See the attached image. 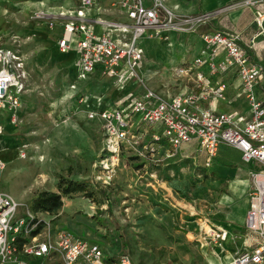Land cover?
<instances>
[{"label":"rangeland","instance_id":"rangeland-1","mask_svg":"<svg viewBox=\"0 0 264 264\" xmlns=\"http://www.w3.org/2000/svg\"><path fill=\"white\" fill-rule=\"evenodd\" d=\"M50 3L61 4V11L80 7L79 3L76 8L55 0ZM38 10L42 9L35 0H0V32H11L9 45L24 55L28 74L18 122L11 124L6 119V131L0 136V158L6 163L0 174V189L20 204L16 218L25 216L28 210L37 213L47 222L40 225L41 232L49 230L53 236L69 230L85 238L91 232L105 243L108 253L117 254L126 244L128 250L122 254H129L135 264H206L205 253L214 247L203 239L204 229L210 232V228H202L197 221L210 213L215 197L211 181L205 179H216L212 165L205 166L206 154L184 152L185 156L178 159H162L167 149L163 140L155 155L142 145L136 152L137 147L124 149L112 175L103 172L99 165L105 144L103 123L90 119L88 113L122 104L130 96L141 94L144 86L133 79L120 90L116 80L103 73H93L84 82L79 80L75 51L64 53L58 47L69 17H59L50 29V19L39 22L35 17ZM46 10L59 12L55 8ZM172 31L143 38V72L149 78L146 86L164 96L182 92L183 81L189 80L178 78L174 69L195 56L193 50L186 53L190 44L185 33L177 32L175 39L165 38V33ZM73 84L75 90L71 88ZM79 93L84 96V103L74 112V97ZM134 117L136 128L142 116ZM151 141L148 136L145 146H150ZM226 147H219L215 163L216 159L230 158L237 160L239 166H249ZM21 150L26 157H20ZM252 163L256 164L254 171H264L261 164ZM61 177L86 183L88 190L93 191L92 197L85 193L64 196L65 213H60L62 209L55 213L35 212L33 199L41 191L58 192ZM157 180L165 183L156 184ZM152 184L162 189L165 197L169 195L167 204L151 198ZM156 205L159 208L152 210ZM128 229L131 233L117 241L116 233L123 235ZM45 262L63 264L57 255Z\"/></svg>","mask_w":264,"mask_h":264},{"label":"built area","instance_id":"built-area-1","mask_svg":"<svg viewBox=\"0 0 264 264\" xmlns=\"http://www.w3.org/2000/svg\"><path fill=\"white\" fill-rule=\"evenodd\" d=\"M8 2V0H3ZM80 7L68 11L50 12L38 10L35 17L41 22L50 19L48 26L55 27L59 17H69L58 47L78 55V79L86 80L100 67L103 74L116 80L120 90L136 80L144 86L141 94L130 96L119 105L91 110L88 117L103 123L105 144L99 165L103 172L112 175L120 164L124 149L139 151V147L155 155L164 140L167 149L162 159L177 157L184 144L197 141L207 154L206 166H210L218 148L226 144L241 151L245 162H256L264 167V71L252 60L255 41L242 45L238 35L224 30H213L200 36L201 47L190 62L174 69L178 78H187L194 89L168 94L148 88V77L142 65L145 59L143 38L159 37L172 29L185 34L194 33L206 16L189 17L175 14L166 0H153L147 7L144 0H120V11L129 22L110 21L98 17L88 19L97 0H79ZM247 5L255 4L246 0ZM54 19V20H53ZM256 21L262 28L264 13L257 11ZM9 34L0 32V136L6 131L5 120L16 124L27 86V70L24 55L9 45ZM232 73L240 84L237 97L248 104L247 111H218L205 107L203 101L212 96L219 101H229L227 84L214 81L212 76ZM75 90L76 85L71 86ZM73 111L80 109L84 96L76 95ZM134 115H141L142 122L133 128ZM152 141L146 147L144 142ZM141 149V148H140ZM21 150L20 157H26ZM142 155V152L139 153ZM6 166L0 158V174ZM254 190L250 195V209L245 227L256 233L257 245L252 249H239L227 264H261L264 261V171L252 173ZM111 179L107 182L109 183ZM20 204L0 189V264H26L24 256L43 258L45 261L59 256L63 264H106L103 248L88 239L77 237L69 230L56 235L50 231L33 235L40 225L47 224L34 212L16 218ZM48 213V212H46ZM228 232L211 229L210 237L221 245ZM25 239L20 245L18 239ZM113 264H135L129 254L119 255Z\"/></svg>","mask_w":264,"mask_h":264},{"label":"crops","instance_id":"crops-1","mask_svg":"<svg viewBox=\"0 0 264 264\" xmlns=\"http://www.w3.org/2000/svg\"><path fill=\"white\" fill-rule=\"evenodd\" d=\"M35 1L39 4L41 9L52 10L55 8L59 10L60 8H63L61 4L58 6L57 4L51 6V0ZM119 1L120 0H97V5L90 11L88 19L94 20L101 17L110 21L129 22L127 16L120 11L118 4ZM245 1L246 0H166V5L177 15L189 17L201 15L206 16V21L198 25V28L194 33L183 34L186 39L188 38V43L190 44L189 48L186 49V53H190V51L193 50L196 55L202 45L200 36L203 33L213 30L229 31L238 35L239 42L242 45H247L252 39H254L255 46L253 48L252 60L261 65L264 71V23L261 28L256 21L257 11H262L264 13V0H254L255 4L252 5H247ZM9 2L10 0H8V3ZM55 3H63L67 6H71L70 8H76V5L80 3V1L55 0ZM144 3L147 7H151L153 0H144ZM58 19H55L56 23ZM177 34L178 33L175 31L165 33V38L175 39L177 38ZM76 56L78 57L77 53ZM184 62H187V60ZM144 64L145 62H143L142 71H144ZM94 73L102 74L101 68L98 67ZM212 79L214 81L222 79L227 84L229 101H219L214 99L212 96H208L203 101V105L205 107H214L218 111H247L248 104L246 100L236 96V91L240 82L235 75L229 73L222 76H212ZM182 84L184 88L182 92L194 89V83L190 81H183ZM262 90L264 91V81L262 84ZM226 146H228L226 147L227 150L230 148L231 151L239 154L240 159L243 160L240 150L229 145ZM181 152L182 154H180ZM184 152L186 154H206L197 141L184 144L179 155L175 158L178 159V157L180 158L185 156ZM215 158L216 156L212 161V166H210L214 171L216 179H205V181H211L210 184H212L215 189V197L212 198V203L210 204V213L203 218L204 220L200 219V221L197 222L201 223L202 228L209 227L210 232L211 229H223L228 232L227 239L221 241V245H218L213 241L210 237V232L207 231V229H204L205 236L203 237V239L206 240L205 244L209 241L214 247L209 254L205 253V263L227 264L239 249H252L258 242L257 234L248 231L245 227L246 217L250 209V195L254 190V184L251 176L253 172H256L254 171L256 164L249 162V166L242 167L238 165L237 160L235 159L227 158L225 161H219L216 159L217 162L215 163ZM232 166H237V168L235 169ZM158 183L164 184L165 182L163 180L160 182L157 180L156 184ZM156 187L157 185L155 186L152 184V188L154 190H150L151 198L156 200L160 199L161 203L167 204L166 200L169 195H166L165 197V192L162 189H157ZM211 195H213V193H211ZM168 203L169 205L171 204L170 201ZM151 208L154 210L159 207L156 205V207ZM61 212L65 213L63 208L60 213ZM190 225L193 226V224ZM129 233H131L129 229L127 233L123 235L116 233V240L120 241L122 237L128 235ZM88 237H92V241L98 242L103 248L105 252L106 264L115 263V257L122 254V251L127 252L128 250L125 248L126 244H124V247L119 253H108L107 246L105 243H102L99 237L92 236L91 232H87L85 239ZM261 264H264V261Z\"/></svg>","mask_w":264,"mask_h":264},{"label":"trees","instance_id":"trees-1","mask_svg":"<svg viewBox=\"0 0 264 264\" xmlns=\"http://www.w3.org/2000/svg\"><path fill=\"white\" fill-rule=\"evenodd\" d=\"M58 192L54 191H41L32 201V208L35 212H48L55 213L62 209L63 207V197L69 196L74 193H85L87 197H92L93 191L88 190L86 183L66 179L61 177L58 183ZM41 230L39 227L36 231L33 232V235L38 233ZM20 245L25 241V239H18ZM117 259V257H115ZM26 264H45L43 258L34 257V256H24ZM115 259V260H116ZM45 262V263H44Z\"/></svg>","mask_w":264,"mask_h":264}]
</instances>
